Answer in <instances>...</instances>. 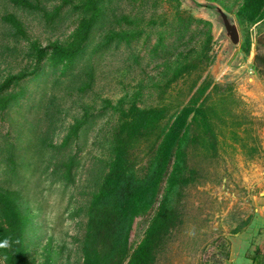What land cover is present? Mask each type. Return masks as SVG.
Wrapping results in <instances>:
<instances>
[{
	"label": "rangeland",
	"instance_id": "1",
	"mask_svg": "<svg viewBox=\"0 0 264 264\" xmlns=\"http://www.w3.org/2000/svg\"><path fill=\"white\" fill-rule=\"evenodd\" d=\"M243 1L0 0V222L13 218L14 203L28 218L30 264H83L91 202L103 188L110 192L97 203L112 202L129 180L106 181L115 166L123 178L113 136L124 111L156 105L174 71L204 53L211 59L198 85L211 78L218 91L233 92L240 136L258 150L250 156L226 131L208 178L181 196L184 222L162 262L223 260L228 236L249 224L264 197V66L256 63L264 17L239 15ZM198 74L174 81L168 93L181 88L187 100ZM172 162L162 159L157 178L153 154L142 153L133 170L149 189L125 224L129 255L160 205L177 202L167 182Z\"/></svg>",
	"mask_w": 264,
	"mask_h": 264
},
{
	"label": "trees",
	"instance_id": "2",
	"mask_svg": "<svg viewBox=\"0 0 264 264\" xmlns=\"http://www.w3.org/2000/svg\"><path fill=\"white\" fill-rule=\"evenodd\" d=\"M239 15L248 21H258L264 17V0H244ZM212 40L209 34L208 43ZM68 53V51H65ZM205 55L202 59V56ZM210 56L202 54L179 66L168 79L160 95L159 102L149 108L134 107L124 111V118L113 136L115 163L123 164V178L116 177L118 166L113 167L106 181L114 182L129 179L125 187L119 190V196L113 201L97 203L105 197L110 188H103L89 206V219L82 244L83 264H166L167 244L172 232L184 222L180 206L181 196L185 190L199 181L208 178V164H215L220 155V148L226 141L223 136L230 130L233 141L240 142L243 149L251 156L257 152L256 144H249V138L240 136L238 128L242 120L234 117L230 102L234 101L233 92L229 89L219 90V84L211 78H204L198 85L202 71L210 63ZM256 63L264 66V54L257 53ZM199 73L188 87V93L194 89L186 100L181 88L174 96L168 89L174 81L187 80L193 72ZM172 88V87H171ZM168 93V94H167ZM167 94V95H166ZM188 94V95H189ZM166 121L167 126L163 124ZM248 130V128H245ZM228 144V143H227ZM228 144V145H231ZM144 154H153V163L158 167L157 178L162 176L164 163L169 156L173 162L168 174V187L177 194L173 205L162 203L152 218L145 238L129 255L127 245V228L129 218L135 215L148 202L147 181L135 177L133 171ZM166 159V160H165ZM155 166V167H156ZM131 172L126 178L127 173ZM118 183L117 185H120ZM113 192L112 195H114ZM12 203L14 200L11 201ZM13 218L0 222V264H30L24 248L25 226L27 217L14 203ZM126 218V223L122 221ZM128 219V222H127ZM249 222L246 221L244 225ZM239 226L233 234L241 230ZM7 244H4V241ZM264 252V239L259 243L254 258ZM230 241L223 252L224 264L229 257ZM264 264V263H263Z\"/></svg>",
	"mask_w": 264,
	"mask_h": 264
},
{
	"label": "crops",
	"instance_id": "3",
	"mask_svg": "<svg viewBox=\"0 0 264 264\" xmlns=\"http://www.w3.org/2000/svg\"><path fill=\"white\" fill-rule=\"evenodd\" d=\"M256 210L249 224L243 230L230 234L229 257L224 264H263V256L256 259V243L264 239V197L257 201Z\"/></svg>",
	"mask_w": 264,
	"mask_h": 264
},
{
	"label": "clouds",
	"instance_id": "4",
	"mask_svg": "<svg viewBox=\"0 0 264 264\" xmlns=\"http://www.w3.org/2000/svg\"><path fill=\"white\" fill-rule=\"evenodd\" d=\"M3 243H4V244H7V241L5 240Z\"/></svg>",
	"mask_w": 264,
	"mask_h": 264
}]
</instances>
